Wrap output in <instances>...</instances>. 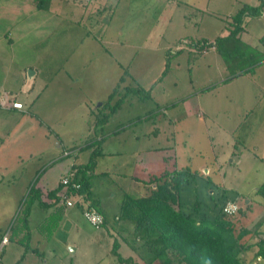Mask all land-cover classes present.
I'll use <instances>...</instances> for the list:
<instances>
[{
  "label": "rangeland",
  "instance_id": "1",
  "mask_svg": "<svg viewBox=\"0 0 264 264\" xmlns=\"http://www.w3.org/2000/svg\"><path fill=\"white\" fill-rule=\"evenodd\" d=\"M71 1L43 0L41 7H38V0H0V81L4 75H8L12 80L9 81L11 85H15L16 78L24 73L28 79L27 85L31 86L35 71L39 72L33 88L27 93L18 94L25 112L10 111L4 116L5 126L0 135L5 141L0 144L10 152L14 171L8 177L15 181V186L11 184L7 191L10 193V206L7 214H0V226L6 228L12 224L34 180L44 189L49 187L44 178L47 177L53 185L56 183L70 161L75 159V153L63 156L64 149L70 151L82 147L79 157L84 160L87 152L85 142L93 136L97 126L103 124L96 133L106 135L120 128L117 138L110 134L114 141L110 144L114 143L119 150H123L100 157L97 171H101L90 176L92 189L106 201V213L113 211L111 206L116 210L123 197L122 187L134 196L144 193L142 184H139V191L132 177L135 172H139L134 151L138 146L144 149L153 146L155 167L161 158L168 168L182 165L203 168L183 194L189 202L195 194L202 196L210 192V186L218 192L225 189L228 199L234 198L239 207L245 208L246 203L250 204V208H245L246 224L251 229L259 228V234L263 236L264 197L257 189L264 181V164L256 157L264 154L262 144H258L255 150L253 141L249 144L248 140L247 143L242 142L239 145V165H235L230 162L234 158L232 155L224 158V152L231 145L220 140L223 127L219 130L218 126L209 124V129L215 135V141L211 143V131L210 135L205 131L203 122L202 127L197 125L200 112L204 118L219 119L225 128L233 132L236 130V139H243L248 131L246 125L255 124L257 119L264 118V63L256 65V73H249L247 78L243 75L231 84L222 86L219 85L220 79L227 76L225 65L235 64L240 57L246 62V49L249 46L241 39H232L219 45L221 49L227 50V60L214 46H207L203 52H198L197 47L203 41L197 42L196 39L194 46L189 48L185 42L180 44L177 39L161 40L154 45L144 37H134L139 42L135 46H119L121 58H117L111 55L116 51L114 42L102 41L97 37L98 26L102 21L90 28L89 37L86 35L85 19L96 21L100 17L95 15L101 11L97 14L74 13L75 10L69 6ZM172 1L178 2L174 6L178 8L173 19L177 21L179 15L182 17L181 11H188L191 6L179 0ZM241 1L209 0L205 7L202 6L203 0H197V7L215 12L212 17L217 23H213L209 14H204L200 30L213 39L219 34L221 25L231 24L233 27L232 16L238 11ZM92 14L94 18H91ZM198 16L195 12L192 20L198 19ZM117 17L114 16L112 21L119 23ZM103 20H107L105 14ZM124 26L126 23L120 24L121 28ZM180 47L183 50L175 52ZM189 50L196 52L190 53ZM236 67H239V63ZM156 79L162 81L158 83ZM44 84H47L46 89H43ZM211 87L214 90H203ZM114 90L115 94L108 99ZM246 91L250 92L247 97ZM230 92L235 97L231 99L230 96L227 100ZM5 93L10 99L14 97L8 91H1L0 96ZM124 96L116 111L110 113L111 106ZM227 106L229 108L225 110ZM98 118H103L104 122L101 120V124L96 125ZM83 119L86 125L82 124ZM226 122L236 123V126ZM183 123L191 129L181 126L179 130ZM249 127L252 129V126ZM87 134L89 137H83ZM135 134L138 135L137 140ZM249 140H256V137ZM108 145L105 148L113 147ZM212 147L216 149V154L224 153L221 154L222 169L219 172L213 166ZM204 168H208L210 174L203 173ZM106 169L108 172H105ZM207 175L211 178V184H208ZM3 189L0 188V199L4 195L2 199L7 201L8 195ZM111 192L115 194L113 197ZM33 210L34 216L38 215L36 220L44 217L43 208L35 205ZM77 215V228L61 220L51 240H47L48 246L41 245L40 255L26 252L24 247L13 242L4 247L1 253L3 262L14 264L25 251L20 264H119L111 254L112 243L117 240L120 243L119 251L124 257L131 256L137 264L145 263L149 251L143 252L141 241L132 233V226L124 230L117 222L113 229L95 228L81 214ZM239 217L237 214L231 216L233 219ZM122 236H126L130 243L124 241ZM251 241H256V238ZM70 246L77 249L71 250ZM253 251L241 253L246 263H255ZM153 264L161 263L155 261Z\"/></svg>",
  "mask_w": 264,
  "mask_h": 264
},
{
  "label": "trees",
  "instance_id": "2",
  "mask_svg": "<svg viewBox=\"0 0 264 264\" xmlns=\"http://www.w3.org/2000/svg\"><path fill=\"white\" fill-rule=\"evenodd\" d=\"M42 3L43 0H38V7H41ZM260 9L261 5L244 4L232 16L233 27L228 35L217 37L212 42L204 40L198 48L203 50L207 46H214L227 60V50L221 49L219 45L232 39L241 41L239 34L243 30L244 17L256 14ZM246 51V62L240 57L235 64H226L231 74L229 79L236 75V69L241 73H248L253 71L256 65L262 64L264 53L252 47H248ZM237 63H239V67H236ZM112 94H115V90L110 93L108 99L112 97ZM12 99L16 100L14 97ZM124 99L125 96L124 98L120 97L116 104L111 106L110 113L115 112ZM103 118H98L95 122L96 125L101 124V120L104 122ZM97 141L91 143V146L94 147L89 154L88 161L78 165L77 169L74 168L75 170L68 175L73 182L81 185L80 191L83 190L85 193L83 195L87 198L92 194L90 176L94 173L98 156L101 155L102 142ZM198 174H200L199 171H190L187 168L164 170L151 179L150 182L156 183L155 188H149L144 196L132 197L129 194L124 196L119 211V217L124 222L120 227L129 230L128 226H132V233H135L136 239L141 241L140 247L144 248L143 252L149 251L144 264H153L155 261L161 264H252V262L246 263L241 255V253L252 249L255 262L253 264H264V233L263 236H260L259 228L251 229L245 220L247 218L245 208H250L249 203L244 205L245 208L239 207L234 215L237 214L240 217L233 219L231 216L234 215H226L222 212V206L228 200H235L234 198L228 199L225 189L218 192L210 186V192H206L202 196L195 194L191 202L183 196ZM206 178L208 184H211V178L208 175ZM35 183L36 180L32 182L28 194L24 198L20 213L15 214L12 224L8 226L10 229L9 241L19 242L25 251L30 248L28 216L33 205L37 203L41 207L44 205L53 207V211L38 224L39 232L47 239L58 228L65 205L59 194L62 188L61 183L57 188L45 193L36 187ZM68 190L70 193H75L72 187ZM257 191L264 197V181ZM43 195L50 199L49 203L43 201ZM84 200L86 201L84 204L81 201L77 202L82 208V212L84 208L92 207L103 216L102 224L97 227L100 228L105 219L102 209L95 200L90 199L89 202L86 198ZM4 232L1 233L0 240ZM254 237L256 241L253 242L251 240ZM122 238L130 243L126 236H122ZM112 244L111 254L115 256L119 264H137L131 256L124 257L121 254L120 243L117 240H114ZM3 249L4 247L1 253ZM20 260L21 258L14 264H20Z\"/></svg>",
  "mask_w": 264,
  "mask_h": 264
},
{
  "label": "crops",
  "instance_id": "3",
  "mask_svg": "<svg viewBox=\"0 0 264 264\" xmlns=\"http://www.w3.org/2000/svg\"><path fill=\"white\" fill-rule=\"evenodd\" d=\"M179 1H181L180 3H184L185 5L191 6V9L188 11H186V10L181 11L182 17L179 15L177 21H173V19H174L175 11L178 8V6L176 8H174V6L178 5V2L173 3L172 0H73V1H71V5H69V6H71L72 9L75 10V11H73L74 13L90 12V14L91 13L97 14V12H99V11L102 12V13L100 12L99 15H95V16H99L101 19L98 18L96 21H91V22H90V19H85L86 25H87L86 29L88 31V33H86V35H88V37H89L90 28H92V27L94 28L95 26H97L98 22L102 21V23H100L98 26L97 37L102 41L104 40V41L114 42L113 46L115 47L116 51H114L111 55L116 56L117 58H121L120 57V51L118 49L119 46H121V45L135 46L139 43L138 41H135L133 39L134 37H144L146 40H151V42H153L154 45H157V43L160 42L161 40H165V39L166 40H174V39L176 40L177 39L176 41H178L180 44H182V42H185V44H187V46L189 48H191L194 46L193 43H195V41H194L195 39L197 40V42L198 41H204V40L212 41V40H215V38H217V37H224V36L229 34V31L232 28L231 24H229L228 26H227V24L221 25L220 30H219L220 31L219 34H217L213 39H210L208 37V34L205 33L204 30H200L199 26H201V22H202V19L204 17V14H209V16H210L209 18L213 21L214 24H217L216 19H214L212 17L215 12H210L209 9L207 11L202 7L203 5L205 6L206 5L205 3L209 0H203V4H202L201 8L197 7V3H199V2L196 3L197 0H179ZM66 2H69V0H66ZM244 4L250 5V6L261 5V9L256 14H253V15L249 14V15L244 17L243 30L240 32L239 37L242 41L246 42L247 46L252 47L254 49H258L262 53H264V42H263L264 40H262V37H264V0H242L241 6L239 8H241ZM205 7H207V6H205ZM233 7H234V3L232 2V8ZM90 10H92V11H90ZM195 12L199 16H198V19L196 17V19L193 21L192 18H193V16H195ZM104 14H105V16H107V20H103ZM114 16H118L116 19L119 21V23L112 21V18ZM231 16H232V14L229 16H226V19H227V17H231ZM91 18H94L93 14H92ZM224 18L225 17H223V19ZM121 23H126V26L121 28L120 27ZM95 35H96V33H95ZM245 35H246V39L244 38ZM98 45H99V43H98ZM182 50H183V48L180 47L175 52H179ZM189 51H190V53L196 52L195 50L194 51L189 50ZM116 52H117V55L115 54ZM198 52H203V51L198 48ZM201 54H199V55H201ZM109 59L113 60V58H111V57H109ZM118 61H122V60H118ZM123 61H125V58L123 59ZM262 63H264V60ZM258 66H255L253 71L248 72V73H241V72L237 71L238 69H236L235 70L236 75L233 74L235 76H232L231 79H229L231 74L225 65L227 76H222L223 78L220 79L221 83L219 85L224 86V84H231L235 80L242 78L243 75H246V78H247V75H249V73H251V74L256 73V68ZM35 74L36 75L33 76L34 79L32 78L33 82L31 84V86L27 85L28 79L26 77V74H24V73L18 79L16 78V81H14L15 85H11V82H12L11 78L8 75H4L3 79H1V81H0V92L1 91H8L12 94V96H14V98H16L17 101L22 102L18 98V94L27 93L33 88V86L35 84V78L39 74V72L36 73V71H35ZM262 77H264V75ZM247 80H249V79H247ZM9 81H11V82H9ZM161 81H162V79H160V80L156 79L155 80V82H158V83H160ZM46 87H47V84H44L43 89H46ZM212 89H213V87L204 88L203 90L205 92H209V91H212ZM249 93H250L249 91H246V97ZM230 96H231V99L233 97H235L233 95V92H230V95L227 96V100L230 99ZM0 107H1L0 108V132L3 133V126H5L4 116H7L6 113H9L10 111H17V112H25V111H24V105H23V109H21V110L9 108V107H7V108L2 107V106H0ZM199 108H201L200 105H199ZM228 108L229 107L227 106V108H225V110H228ZM201 113H203V112H201ZM198 116H199V121H198L197 126L202 127L203 126L202 122H203L204 127H205V131L209 135H210V132H209L210 125L209 124H211V126H212V124L215 126H218L219 130L221 129L220 128L221 126L223 127L222 133L220 135V140L222 139V141L224 143L226 142L227 145H231L229 150L227 152H224V153H226V157L224 156V158H228V156H230V155H232L234 157V158L230 159L231 163H233L235 165H237L239 163V158L241 155V152L239 151V145L241 146L242 142H244V141L246 142V140L249 141L248 144L252 141L254 142V149L255 150L258 149V144H262V149H263V153H264V146H263V144H264V118L262 120L257 119L255 124L248 123L246 125L248 127V131L245 132L244 138L242 139L239 137V139H236V137L238 136V134L236 133V130H234V132H233L230 130V128H225L224 124H222V122L219 119H214L212 117L204 118V117H202V115H200V112H199ZM82 124L86 125L85 119L82 120ZM226 124L234 125V127L236 126V123L229 124L226 122ZM181 126L182 127L187 126V128L191 129L190 126H188L186 123H183L180 125L179 130L182 129ZM249 126H252V129H249L250 128ZM102 127H103V124H101L100 126H97L98 130L102 129ZM97 128L95 129L92 137H89L88 134L86 136H83V137H89L87 139L88 142H85L86 146L84 148L87 152H86V155L84 156V160H80V157H79V154L81 152L82 147L81 148L77 147V148L70 150V151H67L66 149H64L63 153H62L63 156L68 157V156H71L72 154L75 153V155H74L75 159H72L70 161L69 165H67V167H66V170L60 175V177L57 179V181L54 185L52 182H49V179L46 177V178H44V180H45L46 185L49 187H47L46 189L41 188L40 185H37V180H36L35 186L39 187L43 193L47 192L48 190H52V189L57 188L59 186V184L61 183V178L63 176L70 175V173L73 170L77 169L78 165H82L88 161L89 154L94 147V146H91L92 141L95 142L98 140L97 142H100V141L102 142L101 143V155L98 156V158H97V165H98V160L100 157H103L106 154L113 155L116 153H121L120 151H123V150H119L118 147L114 146V143L110 144V142L113 141V139L111 137L117 138V134L119 132L118 130H120V128H118L117 130H113L106 135L105 134H97L96 133ZM215 131H218V130H215ZM244 131H246V130H244ZM177 133H178V129H176V134ZM211 133H212V131H211ZM255 133H256V135H255ZM56 134H57V136H59L60 140H63L62 136L59 133H56ZM110 134H112L111 137H110ZM257 134H258V138H257ZM212 135H213L212 138L210 136L211 143H213L215 141V135L213 133H212ZM255 137H256V140H249L250 138L254 139ZM1 138H2V140H0V142L3 143L5 141V138H3V136L0 135V139ZM134 138L137 140L138 135L135 134ZM219 143H221V142H219ZM108 144L113 145L114 148L112 147L113 148L112 149ZM105 145H108L109 148H105ZM136 148L137 149L134 152H136L135 153L136 158H137L136 161L139 162V164H138L139 172H135L132 177L134 178L133 181L137 185V189L139 191L141 190V186H143L142 187L144 190L143 194H140L138 196H134V195L129 194L122 187L120 190L123 192V195H122L123 197L120 200V202L118 203V206L115 207L116 210H114V208H112L111 204L109 203V205L111 206V210H113L110 213H106V210L104 208L106 201L104 199H102L103 197L101 195H98L94 192V189H92V185H90V190L92 191V194H90L89 198H87L85 196V198L88 202L90 201V199L91 200L93 199L97 202V205L100 208H102V212L104 213L105 219H104L103 225L100 227L101 229L102 228L108 229V227L113 229L115 223H117V222L119 223V226H122V223L124 221H122L120 219L118 209H120V207H121L122 200H123L124 196L126 194H129L132 197L144 196L148 192L149 188H155L156 183L153 181L150 182L151 179H153L155 176L162 173L164 170L171 171L173 169L187 168L190 171L202 172L203 168L202 169L201 168L200 169L199 168H190V167H186L184 165H182L180 167L168 168L167 163H162L165 161L161 158L158 161L159 164L156 163L157 166L155 167L154 166L155 161H153V157H154L153 146H147L146 149H144L141 146H138ZM212 150L214 153L213 154V161H214L213 166H214V168H216V170H218L217 172H219L222 169L221 162H220L222 153L216 154L215 153L216 149H214V147H212ZM77 152H79V153H77ZM239 152H240V154H239ZM256 155L257 154H255L254 156H256ZM256 157H258V160H261V162L264 164V154L256 156ZM165 158H167V157H165ZM145 161L147 163L146 165H144ZM97 165H96V168L94 170V173H96V172L98 173L101 171V170L97 171ZM175 165H176V161H175ZM163 166H164V168L161 169V167H163ZM12 171H14V170H12V164L10 161V152H7V150L4 148V146L0 144V188H4L3 189L4 193H6L8 191L11 184L13 185V187L15 186V181H11L10 178L8 177V175H10L12 173ZM209 171L210 170L208 168H204L203 173H205V174L209 173L210 174ZM105 172H108L107 169L105 170ZM143 175H146L145 178L143 177ZM139 184H142V185L140 186ZM63 190H64V187L62 185V188H61L59 194H61L63 192ZM81 193L85 195L83 190L81 191ZM110 194H112V192ZM6 195H8L6 198L7 201L2 199L5 197L4 195H2V198H1L2 200L0 199V214L1 215H5L6 212L8 213V208L10 206V201H9L10 193L7 192ZM114 195L115 194L113 193L112 197ZM109 197H110L109 200H111L112 197L111 196H109ZM42 199L45 203H49V201H50V199L45 197V195H43ZM35 205L39 206V205H37V203H35L33 205V207L31 208L30 215L28 216V225H29V231H30V234H29L30 235V238H29V247L30 248L27 249L26 252L30 251L31 253H33L34 255L37 256V255H40L42 253L41 245L43 247L44 246L47 247L49 244L47 242V240L48 241L51 240L50 238L46 239L42 236V234L38 230V224L42 221V219L46 215H48L50 212L53 211V207H51L50 205H44L43 207L39 206L40 208L44 209L45 214H44V217L38 218V220H36L38 215L34 216L33 208ZM81 209L82 208H80V205H78L77 203L74 206H70V207L64 205L63 216H62L61 220L68 221L72 227L77 228L75 221H77L76 220L77 216H78L77 214L82 215ZM107 214H109L110 216L112 215V216L109 217ZM6 228H2L0 226V235H1V233H3L5 231ZM13 242L14 241H9L5 246H7L9 243H13ZM45 242H47V243H45ZM17 243L19 244V242H17ZM19 245H21V244H19ZM70 249L76 250L77 247L70 246ZM18 252H19V250H18ZM3 258H4V256H3ZM23 259H24V256H21L20 261H23ZM2 264H6L3 262V259H2Z\"/></svg>",
  "mask_w": 264,
  "mask_h": 264
},
{
  "label": "built area",
  "instance_id": "4",
  "mask_svg": "<svg viewBox=\"0 0 264 264\" xmlns=\"http://www.w3.org/2000/svg\"><path fill=\"white\" fill-rule=\"evenodd\" d=\"M0 106L19 110L23 109L22 103L20 101L13 100L12 98L10 99L8 93L0 96ZM61 184L64 187L63 192L60 194L61 200L65 203L66 206H74L78 201H81L83 204L86 202L84 200V195L80 191L81 185L77 182H73L70 176H63L61 178ZM70 187L74 189L75 193L69 192L68 188ZM238 208L239 205L236 201L228 200L222 206V212L226 215H234L238 211ZM82 215L92 226L96 228L99 227L103 222V216L92 207L84 208ZM9 232L10 229L8 228L2 235V238L0 240V253L2 251V248L9 242ZM0 264H2L1 257Z\"/></svg>",
  "mask_w": 264,
  "mask_h": 264
}]
</instances>
